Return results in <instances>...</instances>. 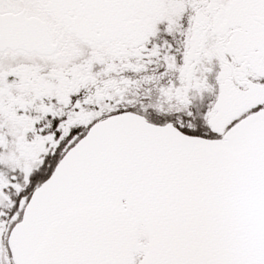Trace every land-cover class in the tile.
Masks as SVG:
<instances>
[{"label": "snow or ice", "instance_id": "1", "mask_svg": "<svg viewBox=\"0 0 264 264\" xmlns=\"http://www.w3.org/2000/svg\"><path fill=\"white\" fill-rule=\"evenodd\" d=\"M0 264H264V0H0Z\"/></svg>", "mask_w": 264, "mask_h": 264}]
</instances>
